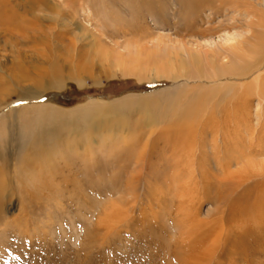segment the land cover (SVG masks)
Wrapping results in <instances>:
<instances>
[{"label":"rangeland","instance_id":"rangeland-1","mask_svg":"<svg viewBox=\"0 0 264 264\" xmlns=\"http://www.w3.org/2000/svg\"><path fill=\"white\" fill-rule=\"evenodd\" d=\"M69 3L67 10L73 13V22L66 31L53 21L55 15L38 20L37 25L23 23L28 28L15 29L11 36L0 30V63L9 69L7 77L9 71L14 72L15 43L26 53L28 61H33L31 51L42 47L43 44L31 40L36 30L47 37L68 32L62 35L64 44L56 42V52L63 56L68 48L82 45L74 36L86 27L89 34L101 38L103 50L112 55L111 60L107 59L101 55L100 46L94 45L89 58L93 66L89 73L81 75L82 80L69 76L66 68L62 82L46 84L48 89L44 84V94L37 98H33L37 96L33 95L36 88L29 82L21 86L0 85V154L11 161V173L1 183H9L13 190L7 198H1L0 264H87L83 262L87 256L94 264H104V259L108 264H191V256L196 254L200 264H264V228L258 226L259 216L264 217V177L241 179L247 164L264 169V114L259 117L256 109L258 102L264 105L263 79L261 88L252 76L242 81L244 87L238 85L234 98L220 95L221 98L218 94L222 93H218L208 101L218 103L223 123L236 113L237 127L232 124V129H227L230 146L219 154H213L209 145L202 147L200 134L190 130L192 125L197 126L200 117L185 119L186 106L191 105H185V98L193 93L186 86L203 85L215 90L216 85L183 79L182 74L194 69L190 63L185 64L188 59L182 60V44L192 52L217 50L230 33L242 29L243 20L237 22L238 28L209 35L205 30L220 22L230 27L234 24L236 18L226 7L210 20L213 11L208 6L192 13V0ZM81 5L85 10L90 8L92 19ZM44 12L38 13L42 17L49 14ZM259 18L254 16L252 20L257 24L254 27L258 35L264 37V17L263 21ZM12 36L20 40L17 42ZM250 56L248 53L247 57ZM211 67L210 63L204 68ZM58 84H63V88ZM245 99L246 110L242 107ZM162 115L165 122L185 120L187 129L164 133V121L158 122ZM47 120L48 127L42 135L39 126ZM117 135L121 137L119 141L115 140ZM205 139L207 144L212 142L210 133ZM146 141L147 156L136 160L143 165L134 167L135 162L126 152L132 148L136 155ZM234 144L238 156L229 168L218 167L226 152L234 151ZM190 146L195 148L194 155H190ZM88 149L94 154L91 158L78 156ZM242 151L250 154L239 160ZM19 164H24L25 170L37 172L30 177V183L18 182L20 178L14 172ZM143 167L146 168L141 171ZM247 191L250 197L240 201ZM257 201L261 208L256 207ZM112 216L110 223L114 226L107 224ZM34 229L39 236L34 235Z\"/></svg>","mask_w":264,"mask_h":264},{"label":"bare ground","instance_id":"bare-ground-1","mask_svg":"<svg viewBox=\"0 0 264 264\" xmlns=\"http://www.w3.org/2000/svg\"><path fill=\"white\" fill-rule=\"evenodd\" d=\"M72 1L73 0H63L62 2H58V1L49 2L48 0H27V1L24 2V0L23 1H21V0H8L7 3L6 2H4V3L0 2V30H2L3 33H8V35L11 36L12 35V31H14L15 29L28 28V27H25L23 23H27L28 22L30 24L37 25V21L38 20H41V19L46 20L47 19L46 16H51L52 17L53 15H55V17L54 16L52 17V18H54L53 21H55V23H57V25H59V27L61 29H63V31H66L67 29L66 30H64V29L68 27L69 23L73 22V13L71 14V12H69L67 10L68 9L67 6H69L68 4H71L69 2H72ZM192 1H193V3H192L193 7H194V9L192 10V13L195 12V11H199V9H201L203 7L206 8V6H208L210 11H213V12H211V15L209 16L210 20H212L214 18V16H216L217 14H220L224 7H226V9H228L227 11H231L232 12V16L236 18V20L234 18H232V19H234V24L231 25V27L229 26V24H226V22L225 23L220 22L217 25L209 27L208 29L206 28L207 30H205V32L208 33L209 35H213V34L217 33L221 29L229 30V29H232L234 27L238 28L237 25H236L237 22H242V20H243V26H240L242 29L238 30V31L236 30V32L232 33V34L229 32L230 33L229 34L230 37L228 39H226L223 44L218 45V47H217L218 49L217 50H213V49L210 50L209 49L208 51H203V52H201V51L200 52H192V51H190L188 49L186 44H182L184 46V48H185L184 49L185 50V53H184L185 54L184 55L185 58H183L182 60L188 59V62L185 61V64L188 65L190 63L192 65V68L194 69L193 72H191V73L187 72L185 74H182L183 79L186 82H192L191 80H193V81L199 80V82H202V83L205 82V84L213 83V84L216 85V86H214L216 88L215 90H212V89L209 90V89L206 88V86H203V85L202 86H200V85H195V86L188 85V86H186V88L191 90V92H193V93L185 98V105L186 104H191L190 106H186L187 109H185V119L191 118L192 116H193V118L196 117V116L200 117V119L196 123L194 122L197 126L192 125L190 130H192L195 133L197 132L198 134H200V137L198 139L201 138L202 147L203 146L207 147L209 145L210 146V150H211V152L213 154H219L222 149L226 150L230 146L229 145V141L231 140V136L229 134V130L232 129V128H230L232 126V124H234V126L237 127L236 123L234 122L235 119H236L235 118V114L236 113L234 114L231 111L233 114H230L231 116H229L230 117L229 121L228 122L225 121V123H223L221 121H223L222 119L224 118V116L221 117L222 113L220 114L221 111H219L220 109L217 107L218 103L217 104H215V102L214 103H208V101L212 97L217 95L218 93H222V94H218V97L223 96V98H225V99L229 98V96L233 97L235 92H236L235 90L238 88V85H241L242 87H244L245 85L243 84L242 81H244L248 77L250 78L252 76H253V79L256 82L258 88H261L260 86L262 84V79L264 81V37L258 35L259 32L255 28L257 26V24L252 20V18L254 16H257V17L259 16L260 17L259 20H262V18L264 17V0H192ZM80 7H82V9H83V11H85V13L87 11L86 14H88V17L90 19L93 18L92 13L89 12L90 8H87L88 10H85L84 9L85 6L81 5ZM42 11H45L44 13H49V14L44 15L42 17L38 13V12H42ZM236 14H238V16ZM228 21H229V19H228ZM244 26L246 28H243ZM263 28L259 27V29H261V30ZM35 29H36V27H35ZM83 30H85V31H83ZM83 30L80 31V33L82 32L81 34H78V35L75 34L76 36H74L76 41L82 42V45L80 47H74L73 46L74 44H73L72 45L73 47L68 48L62 54L63 56H60L61 54L58 55V53L56 52L57 48H59V45L56 42H58V41L62 42V39H63L62 35L66 36V34L68 32L64 33L62 35H58L57 33H53L52 35L47 37V36H41L40 34L37 33V30H36L35 32H33L34 35L32 34L33 38L31 40H33L35 42H39V43H41L43 45H42L41 48H35L34 50L31 51V52H33L34 56H36V57H34V56L31 55L34 62L33 61H28V58L26 57V53L21 51L20 50L21 48L18 49L17 46H16L18 43H15L12 46V50L14 52L13 53L14 54V60L12 62L13 67H14V72L9 71L8 77H7L6 73H7V70H9V69L6 68L5 63H0V70L3 71V74L0 75V85H4V86L9 87L12 84H17V85L21 86L23 82H26V83L29 82L36 88L34 90V92H33V95H37V96H34V97L32 96V97L33 98H37L38 96L44 94V93H42L44 91V84H45V86H46V84L51 86V85H54L55 83L62 82V80H63V72L65 71L66 68H67L66 70L69 73V76L74 77V79L77 78V79H81L82 80L83 79V77H82L83 74L89 73L90 72V68L93 66V65H91L92 62L89 60V58H90V53H91L90 49H93L92 47H94V45H95V47H96V45L100 46L99 50L100 51L102 50L101 51V55L104 54L105 56L104 55L103 56L106 57L107 59L111 60V56H112L111 52H109L108 50H103L104 45H103L102 40H101V38L99 36H96L94 34H89L88 31H87L88 29H86V27H84ZM11 38L14 39L15 41H17V40L19 41L20 40L19 38L13 37V36ZM54 40H55V42H54ZM62 43L64 44V42H62ZM85 47H86L87 50L85 49ZM255 49H257V50H255ZM99 50L97 52H99ZM72 51H74V53L75 52L76 53L74 54ZM246 52H248L249 55H252V56L247 57L248 53H246ZM93 54H95V53H93ZM120 56H122V55H120ZM118 61H120V60H118ZM220 61H221V63L219 64ZM210 63L212 65V67L209 70L207 68L205 69L204 67H206V65L210 64ZM219 65H220V67H217ZM3 69H5V70H3ZM65 76H67V75H65ZM46 80H47V82H46ZM241 86H239V87H241ZM58 87L60 89L63 88V84H61V85L58 84ZM46 89H48L47 86H46ZM198 90H202V91H198ZM262 91H263V95H264V88H263ZM247 94L248 93L246 92L245 96ZM23 97L24 96H21V98H23ZM245 100L246 101H243V102L241 101L242 102V107L244 108V110H246L247 105H248L247 99H245ZM6 103H5V105H6ZM245 103H246V105H245ZM5 105H3V106H5ZM49 108H51L53 111L60 112V110L57 109L55 106L49 105ZM212 109L214 111L213 114L211 113ZM256 109L258 110V116L259 117L264 114V112H263L264 111V105H262V101L257 103V108ZM216 111H219V112H216ZM180 113L182 115V114H184V111L180 112ZM3 117L4 116L2 115L1 118H3ZM220 117H221V119H220ZM232 117L234 119L232 121H230L232 119ZM160 118H162V119L161 120L158 119V122L161 123V122L164 121V123H165V125L162 127V130L164 131V133L165 132H176L179 129L183 130L187 126L185 124V120H183V122H181V123H175V120L173 122L172 119L171 120L169 119V121L165 122L166 117L163 116V115ZM163 118H165V119H163ZM226 120H228V119H226ZM50 121H53V120L50 119ZM61 121H62V119H61ZM47 122H48V120L47 121H43V123L40 124V126L38 125L40 127L39 129H41L40 130V134H42V135H44L43 131L46 130L47 127H48L47 126V124H48ZM45 123H47V124H45ZM78 123H80V121ZM75 128H74V130H75ZM77 129H79V128H77ZM86 129H88V128H86ZM186 129H187V127H186ZM227 129H229V130H227ZM59 130H60V128H59ZM61 130H63V129H61ZM82 130H83V128H82ZM224 130H226L227 132L225 131L226 133L223 134L222 132ZM87 131H90V130L88 129ZM67 132H68V129H67ZM55 133H56V131H55ZM149 133L152 135L154 133V129L150 130ZM208 133H210V137H211V140H212V142L210 144H207L205 142V140H206L205 138L208 136ZM150 134L147 135V137L149 139H150V136H151ZM48 136H50V135H48ZM142 137H145V136H142ZM52 138H53V136H52ZM55 138H56V136H55ZM119 139H121V137L119 135L115 136V140L116 141H119ZM38 140L42 141L43 139L40 140V139L37 138V141ZM169 140L171 141V138ZM232 141L234 142V140H232ZM50 142H51V140H50ZM32 143H33V141H32ZM41 143H43V142H41ZM188 143H190V142H188ZM147 144H148V142L146 141L145 142L146 146L144 145L142 150L139 148V150L136 153V155H134V152H133L132 148L130 150L127 149L128 151L126 152V156L128 155V153H130L129 154V158L133 159V161L136 164L134 167H137L138 165H143V164H139L136 160H141L142 161V160L145 159V155L147 156V153H148L147 152ZM54 145H55V143H54ZM77 145H78V143H77ZM36 146H37V144H36ZM87 147H89V146H87ZM47 148H49V147H47ZM74 148H76V147H74ZM77 148H78V146H77ZM233 148H234V151L232 150V152H231V150L230 151L228 150V152H226V157H225L224 161L227 164L224 161H221L220 163L218 162V164H217L218 167H221V168H224V167L229 168L230 167L232 161H234L235 157L238 156L236 154L237 144H234ZM80 149H81V147H80ZM89 149L82 151V153H80V151H81L80 150L79 151L80 154H78V156H81V155L84 154V158H87V157L91 158L94 154ZM193 149L195 150V148H193V146H190V152H191L190 155H194L195 152H194ZM134 150H136V149H134ZM238 152H240L239 149H238ZM44 154L45 153L40 154V155H44ZM247 154H250V153H247L246 151H242L240 153L241 157L239 158V160L243 159ZM132 155H134L135 159L132 157ZM63 157H65V155ZM71 157H73V156H71ZM71 157H69V158H71ZM245 158H247V156ZM81 159H83V158L81 157ZM215 159H217V158H215ZM226 159H228V161H226ZM25 160H26V158H25ZM1 161H3V163ZM10 162L11 161H9V160L7 162L6 156L0 154V206H2L1 198L4 197V196L7 198V196L10 194L9 192H11V190H12V188L9 187V183H8V185H5L6 183L5 184L1 183V182L4 181L3 179L6 180L7 174L9 175V172L11 173V169L9 170ZM25 162H27V161H25ZM20 164H19V166H17L15 172L13 171L15 174L18 175V178H20V179H18L19 180L18 182L22 181L23 183L24 182H29L30 183V180H31L30 177L35 175L37 172L25 170L26 167L24 168V164L22 166ZM144 168H146V167H143L140 170L144 171ZM13 169H15V168L13 167ZM243 169H244L243 170L244 172H243V175H242V178H241V179H243V181H249V179L253 178L254 176H258V175L259 176L261 175V176L264 177V169H263V167L257 170L255 168V165L254 166H251V165L248 166V164H247L245 166V168L243 167ZM207 170L205 172H208ZM141 171H138V172L140 173ZM39 172H41V171H38V173ZM46 174H47V172L45 173V175ZM41 175H43V173ZM53 175H55V174H53ZM12 176H13V174H12ZM36 178H38V177H36ZM41 178H40V180H41ZM9 180H10V178H9ZM36 180L37 179H35V183H37ZM14 181H16V180L14 179ZM137 182L138 181H135V183H137ZM262 182H264V180H262ZM32 183L33 182H31V184ZM251 185H253V184H251ZM255 187L253 185V188H255ZM22 188H21V190H22ZM243 196H244V198H242V199L240 198V201H245V200H247V198L250 197L249 196V191H247V193L245 195H243ZM256 207L257 208H261L262 204H260V202L257 201L256 202ZM112 218H113V216L108 220L109 223H107V224L108 225L110 224L111 226H114L112 223H110L112 221ZM263 222H264V217H262V215H260L259 219H258V226L260 228H264V223ZM122 223H123V221H122ZM34 235L35 236H37V235L39 236V232L37 231V229H34ZM30 238L31 237H29V239ZM142 238H141V240H142ZM29 239H26V240H29ZM40 241H43V240H40ZM38 243H39V241H38ZM38 243H36V244H38ZM156 246H158V245H156ZM15 247H16V245H15ZM2 249H4V247ZM40 252H42V251H40ZM31 255H33V254H31ZM90 258H89V256H87L86 259L83 262H87V264H94V263H92L89 260ZM191 258L193 259V260H190V261H192L191 264H195V263L200 264L198 262L199 261L198 254H196L195 256H191ZM196 258H197V260H195ZM176 259H177V257H176ZM108 263H110V262L109 261L107 262L106 259H104V264H108ZM179 264H185V262H180ZM201 264H202V261H201Z\"/></svg>","mask_w":264,"mask_h":264}]
</instances>
